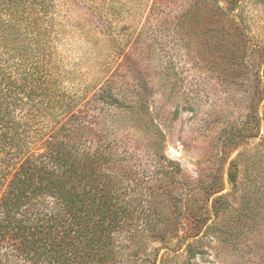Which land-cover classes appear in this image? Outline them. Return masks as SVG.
<instances>
[{
  "label": "rangeland",
  "instance_id": "obj_1",
  "mask_svg": "<svg viewBox=\"0 0 264 264\" xmlns=\"http://www.w3.org/2000/svg\"><path fill=\"white\" fill-rule=\"evenodd\" d=\"M12 1L4 8L26 28L36 5ZM45 5L40 26L47 29L50 70L83 97L82 115L101 136L83 144L84 154L116 149L115 160L134 173L119 189L133 200V212L149 211L150 193L170 196V185L156 182L158 156L179 166L190 190L178 193L184 195L181 212L190 206L193 214L178 234L187 240L174 238L168 249L147 245L141 264L163 252L165 264H264V0ZM216 8L229 9L235 28L234 47L220 53L212 48L215 25H226L213 20ZM33 28L39 25L26 30ZM185 232L197 236L188 239ZM10 254L0 249L4 258Z\"/></svg>",
  "mask_w": 264,
  "mask_h": 264
},
{
  "label": "trees",
  "instance_id": "obj_2",
  "mask_svg": "<svg viewBox=\"0 0 264 264\" xmlns=\"http://www.w3.org/2000/svg\"><path fill=\"white\" fill-rule=\"evenodd\" d=\"M4 1L15 3L0 0V249L11 253V259L0 255V264H141L147 245L168 249L174 238L187 240L178 234L193 214L190 206L181 212L184 195L178 193L190 190L180 181L179 166L155 158L162 172L156 182L170 185V196L150 193L149 211L133 212V200L119 189L134 173L115 160L116 149L108 147L104 156L82 151L86 141L99 143L101 136L82 115L83 97L66 90L50 70L47 29L40 26L47 0H32L35 12L24 25L39 28L31 30L19 27ZM228 12L211 15L226 25H215L217 53L234 47ZM204 227V233L210 229ZM157 254L150 264H165L164 252L159 260Z\"/></svg>",
  "mask_w": 264,
  "mask_h": 264
}]
</instances>
